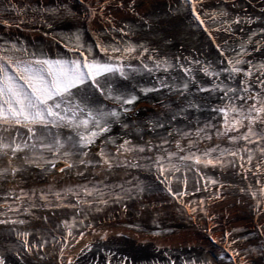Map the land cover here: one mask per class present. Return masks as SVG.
<instances>
[{
  "label": "snow or ice",
  "instance_id": "6c2138e0",
  "mask_svg": "<svg viewBox=\"0 0 264 264\" xmlns=\"http://www.w3.org/2000/svg\"><path fill=\"white\" fill-rule=\"evenodd\" d=\"M203 2L183 0L181 7L189 8L198 26L209 35L224 32L231 37L234 35V26L259 22V18L233 17L223 7L228 0H220V7L202 14ZM78 3L84 10L83 19L86 23L91 25L99 18L108 27L104 35L116 33L120 39L111 35V39L105 42L101 36L94 35L95 44L89 45L77 26L73 34L60 37L71 55L51 56L43 49H30L11 36H0V182L15 185L4 191V202L0 203V226H4L0 234L14 236L17 243L15 251L8 249L5 254H0V264H37L46 259L43 253L49 243L53 247L60 243L56 237L58 226H54L46 235L31 230L35 220H43L45 224L49 222L48 215H39L41 211L55 216L57 210H73L75 214L71 224L67 220L62 222L68 231L66 236L61 235V239L67 242L68 237L73 236L72 229L77 224L84 228L92 227L86 221L93 213L104 212L111 203L124 204L125 199L142 198L143 193L151 190V185L139 180L131 188L119 185L120 192H106L91 182L61 190H56L54 186L25 190L16 185L18 179L27 183L35 170L44 175L51 170L60 173L75 170L77 176H84L86 171L95 167H102L107 172L114 168L152 172L154 168L155 180L163 184L181 205L176 211L192 221L207 218L213 222L216 218L211 214V203L226 199L221 190L227 191L232 186L199 175L201 166L219 167L222 171L238 168L242 179L248 180L251 175L254 181L239 188V192L255 202L258 215L264 214V27L253 31L246 40L240 42L238 48L228 50L229 54L217 43L221 58L217 65L180 56L170 61L166 54L161 56L146 45L132 43L128 38L133 28L127 24L120 26L114 17L108 16L109 10L113 13L132 12L139 18L141 27L151 29L150 20L137 11L139 0H78ZM231 3L235 6L236 0H231ZM29 10L37 14L49 29L53 27L49 18L80 19L67 0H62L56 8H32L30 0H17V3L9 0L3 13L15 12L16 17L0 14V27L11 29L26 24ZM207 22L215 27L210 30ZM51 39L55 41L56 36ZM229 43L228 39L223 41L224 45ZM94 48L99 49V54ZM257 53L260 54L259 60L255 57ZM133 61H138V64H133ZM160 71L165 75L157 76L151 87L134 83L138 76H152ZM173 71L182 76L174 75ZM199 73L210 78V86L199 79ZM224 73L227 76L221 80ZM193 87L195 93L191 91ZM165 89L181 97V102L173 101L175 107L166 104L167 112L163 116L157 114L134 123L127 119L133 111L129 106L139 99L137 90L147 95L162 93ZM202 93H207L208 98L200 97ZM213 95L221 101L220 104L209 102ZM188 96L194 98L187 99ZM193 110L209 113L204 126H197L195 138L191 132L183 129L169 130L173 122L188 120ZM220 115L223 117L222 123L216 119ZM116 124L122 130L119 137L110 135ZM65 129L68 130L66 134L63 131ZM212 129L217 138L227 139L232 147L222 149L216 145L201 151L198 146L201 137L212 140ZM153 134L154 139H145V136ZM174 135H178L179 139L175 141V151H170L165 145L172 142ZM129 136L131 139L126 138ZM184 140H187L186 146L182 144ZM109 146H113L115 151H110ZM58 164L63 166L58 167ZM193 170L199 177L195 181L196 191L207 192L209 185L215 188L206 199L195 202L183 199L190 195L187 173ZM177 173L183 174L184 190L174 191L171 187L173 180L177 179ZM201 179L204 180L202 188L199 186ZM16 187H19V191H16ZM124 211H127L126 205ZM152 223L159 231H149L148 235L160 236L163 233L160 224L156 220ZM127 227L134 228L138 233L145 231L140 225ZM259 227V235L264 236V224ZM241 230L233 228L224 235L231 237L234 232ZM83 235L80 232L81 238ZM116 235L123 237L124 233L118 232ZM108 239L107 232L100 235L101 241ZM246 239L242 237L238 241L232 238L229 248L231 245L238 246ZM147 243L140 241V244ZM154 250L160 251V246ZM92 251V245H85L77 260L84 257L86 264L87 253ZM63 254L62 246L59 251L60 264H63ZM115 256V251L106 252V264H113ZM163 256L167 257L164 264H177V259L180 264H211V261L201 260L198 256L173 259L168 251L163 252ZM251 256L264 258V243L245 249L243 255L239 250H232L236 264H248V257ZM33 257L36 259L33 260ZM135 260V257L125 255L117 258L115 264H135ZM217 260L219 264L223 256ZM92 261L93 264H99L95 255ZM67 264H72V260L69 259ZM146 264L159 262L146 260Z\"/></svg>",
  "mask_w": 264,
  "mask_h": 264
}]
</instances>
